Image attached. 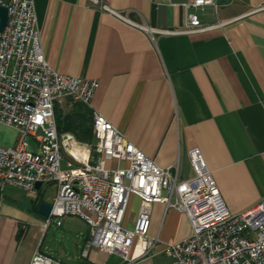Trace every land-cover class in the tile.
<instances>
[{
  "label": "crops",
  "instance_id": "1",
  "mask_svg": "<svg viewBox=\"0 0 264 264\" xmlns=\"http://www.w3.org/2000/svg\"><path fill=\"white\" fill-rule=\"evenodd\" d=\"M97 1L33 0L48 64L60 74L97 81L90 107L65 99L55 111L68 113L77 103L99 113L158 167L177 165L181 180L192 177L188 151L197 148L231 214L264 201V10L255 11L264 0H221L216 11L198 16L204 25L226 22L223 27L153 39L100 6L135 25L174 31L183 26L175 5L183 0ZM16 138L13 128L0 126V147L13 146ZM36 190L31 195L7 185L0 194V264H29L36 250L63 264H126L117 254L86 248L89 226L78 217L43 231L46 218L38 206H51L55 184ZM148 235L161 243L181 241L189 223L153 204ZM132 257L133 264L169 263L161 245L140 258L138 241Z\"/></svg>",
  "mask_w": 264,
  "mask_h": 264
},
{
  "label": "built area",
  "instance_id": "2",
  "mask_svg": "<svg viewBox=\"0 0 264 264\" xmlns=\"http://www.w3.org/2000/svg\"><path fill=\"white\" fill-rule=\"evenodd\" d=\"M220 1L175 4L184 17L182 28L174 31H154L130 23L105 5L100 9L153 39L155 34L191 35L223 27L226 22L204 25L198 16L207 8L216 11ZM0 6L7 10L0 31V126L17 133L13 146L0 147V194L11 185L36 195L38 183H54L43 231L50 225L59 227L65 217H78L89 226L86 248L117 254L126 264L136 261L132 253L137 241L140 258L161 245L168 264H264V201L243 213H229L197 148L188 151L193 175L181 180L177 165L158 167L99 113L92 112L91 143L58 133L56 104L71 99L90 107L97 81L60 74L48 64L33 0H0ZM260 10L264 5L255 11ZM132 197L139 200V207L132 229L126 230ZM153 204L183 214L188 237L168 243L150 237ZM29 264L63 263L36 250Z\"/></svg>",
  "mask_w": 264,
  "mask_h": 264
},
{
  "label": "trees",
  "instance_id": "3",
  "mask_svg": "<svg viewBox=\"0 0 264 264\" xmlns=\"http://www.w3.org/2000/svg\"><path fill=\"white\" fill-rule=\"evenodd\" d=\"M55 122L58 133H71L79 142H92L91 109L77 103L68 113L56 109Z\"/></svg>",
  "mask_w": 264,
  "mask_h": 264
},
{
  "label": "water",
  "instance_id": "4",
  "mask_svg": "<svg viewBox=\"0 0 264 264\" xmlns=\"http://www.w3.org/2000/svg\"><path fill=\"white\" fill-rule=\"evenodd\" d=\"M6 21H7V10L6 8L4 7H1L0 6V31L3 30L5 24H6ZM40 183H38L36 185V189H38L40 187ZM50 209H51V206L46 204V203H41L39 206H38V213L47 218L49 216V213H50Z\"/></svg>",
  "mask_w": 264,
  "mask_h": 264
},
{
  "label": "rangeland",
  "instance_id": "5",
  "mask_svg": "<svg viewBox=\"0 0 264 264\" xmlns=\"http://www.w3.org/2000/svg\"><path fill=\"white\" fill-rule=\"evenodd\" d=\"M61 167L64 168V161H62L61 163ZM52 189V190H51ZM51 189L49 188V190L47 191L48 193V197L47 199L49 200L52 196V193H53V186H51ZM138 207H139V200H138V203H133L132 201H130V204H129V209L127 211V218H126V223L124 225V228L126 230H131L132 227H133V219H132V214L134 213L135 214V211L138 210ZM129 219V220H128ZM132 219V220H131Z\"/></svg>",
  "mask_w": 264,
  "mask_h": 264
}]
</instances>
